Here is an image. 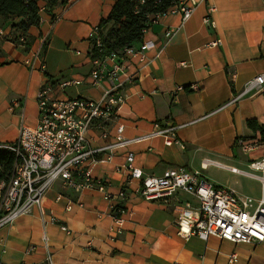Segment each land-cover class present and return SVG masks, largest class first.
Masks as SVG:
<instances>
[{"label":"crops","instance_id":"crops-1","mask_svg":"<svg viewBox=\"0 0 264 264\" xmlns=\"http://www.w3.org/2000/svg\"><path fill=\"white\" fill-rule=\"evenodd\" d=\"M116 1L67 0L47 14L45 1L39 0V23L25 33L28 49L6 39L17 19L0 29V145L14 142L21 126H36V96L43 86H50L51 97L58 101H96L112 83L121 84L123 102L111 118L87 130L86 141L89 149L98 150L94 163H88L91 177L107 182L111 194L125 191L126 199L120 202L128 211L123 234L108 238L113 203L104 201L101 192L76 191L57 180L40 208L0 228V263L44 264L50 256L52 264H264V244L181 237L175 210L195 199L178 192L166 203L145 200L136 193L140 180L130 178L124 168L132 154V168L143 177L182 166L237 192L213 182V169H224L201 166L214 161L239 170L238 163L249 171L251 161L264 157V144H256L248 154L234 145L239 137L256 141L247 120L264 126V87L243 95L245 84L264 74V0H187L194 6L187 20L167 15L145 30L141 43L153 40L155 47L145 52L143 63L129 57L116 80L93 85L89 34ZM211 6L215 12L207 25L204 19ZM168 30L172 35L166 39ZM35 52L40 59H32ZM104 66L112 65L106 61ZM178 87L184 90L176 92ZM168 126L177 127L180 145L166 146L162 137L136 141ZM118 138L136 142L108 148ZM70 202L73 206L67 210ZM30 247L34 249L26 252ZM231 254L235 262H229Z\"/></svg>","mask_w":264,"mask_h":264},{"label":"built area","instance_id":"built-area-1","mask_svg":"<svg viewBox=\"0 0 264 264\" xmlns=\"http://www.w3.org/2000/svg\"><path fill=\"white\" fill-rule=\"evenodd\" d=\"M204 1V0H202ZM142 3V2H141ZM194 11L193 4L188 1H178L163 13L152 16V24L167 15L180 14L185 21ZM215 12L213 6L209 7L204 22L210 23L209 15ZM58 18V17H57ZM54 18V20H58ZM145 32V31H144ZM0 34L2 32L0 31ZM98 28L95 26L89 34V41L100 45L97 38ZM172 31L165 32L164 37L169 39ZM1 36V35H0ZM153 40L143 41L139 48H127L123 51L122 63H118L117 56L110 53L102 59H93L94 68L89 74L93 85H98L103 80L113 82L119 73L125 71V62L129 57H136L143 63L145 52L154 49ZM39 52L33 54V60L38 59ZM40 59V58H39ZM108 61L112 66L106 69L104 63ZM31 68L33 63L25 61ZM41 71L45 69L42 61L39 63ZM133 76L129 77V80ZM67 85L66 83L64 86ZM121 84H113L103 96L96 101L73 98L58 101L51 97L50 86H43L37 93L38 121L35 127L21 126L14 142L2 144L14 154V164L10 176L0 181V228L10 225L23 215L30 214L33 208H40L46 193L52 184L60 180L62 186L76 191L93 188L103 194V200L113 203L110 207L112 225L108 229V238L114 240L123 234L125 216L128 211L120 202L126 199L123 189L116 194L106 191L107 182L91 177L88 163H94L93 155L98 150L89 149L86 141L87 130L96 122L111 118L123 102ZM264 87V74L250 80L245 84L243 95ZM195 89V86H190ZM184 90V87L176 88V92ZM176 126L158 128L142 138L141 141L153 137H162L164 144L180 145L175 131ZM118 134L122 128H117ZM135 140H121L108 148L123 147ZM234 145L240 148L243 154H248L255 147L254 143L247 142L244 138H237ZM127 164L124 168L129 172V177L140 180V187L136 190L139 197L148 201L168 202L178 192L191 195L195 203L184 202L176 211V226L178 234L183 238L196 236L206 241L209 236L217 237L232 243H256L264 244V196L255 200L248 196H237L234 191L216 186L206 180L199 172L189 171L179 166L166 170L161 176H142L140 170L132 168L133 155L128 154ZM250 173L242 172L233 167H226L217 162L207 161L201 167L213 166L227 170L233 174H243L258 179L264 187V157L250 162ZM76 205L82 206L80 202ZM73 203L67 204L70 210ZM51 221H55L51 217ZM70 234L66 226L59 227ZM44 241L45 238H43ZM30 247L26 252H31ZM236 255H229V262L236 261ZM1 264V263H0ZM44 264H52L51 257L45 259Z\"/></svg>","mask_w":264,"mask_h":264},{"label":"trees","instance_id":"trees-1","mask_svg":"<svg viewBox=\"0 0 264 264\" xmlns=\"http://www.w3.org/2000/svg\"><path fill=\"white\" fill-rule=\"evenodd\" d=\"M39 0H0V29L13 19L18 21L10 25L13 33L6 38L15 45L28 46L26 34L29 28L39 23ZM45 12L58 6H64L67 0H43ZM179 0H117L107 18H103L98 28L97 38L100 45L90 41L89 56L100 58L114 53L118 63H122L123 51L127 48H138L143 33L152 25V16L163 13ZM142 2V3H141ZM246 126L253 132L252 143L264 144V126L256 120H247ZM246 140V139H245ZM13 152L0 147V181L7 179L12 173L14 164ZM121 205H123L121 203Z\"/></svg>","mask_w":264,"mask_h":264},{"label":"rangeland","instance_id":"rangeland-1","mask_svg":"<svg viewBox=\"0 0 264 264\" xmlns=\"http://www.w3.org/2000/svg\"><path fill=\"white\" fill-rule=\"evenodd\" d=\"M243 160L245 161V159ZM234 164L242 172H252L250 171V169L248 171L245 165H240L238 163ZM213 182H218L235 189L237 191L235 192L237 196H248L255 200H258L262 196H264V187H262L261 182L258 179H255L254 177H248L243 174H231L224 170L217 171L213 169Z\"/></svg>","mask_w":264,"mask_h":264}]
</instances>
